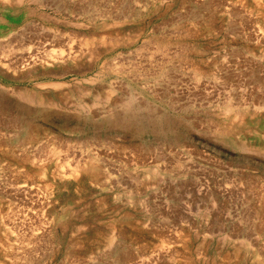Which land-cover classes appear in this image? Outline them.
<instances>
[{"label": "rangeland", "instance_id": "obj_1", "mask_svg": "<svg viewBox=\"0 0 264 264\" xmlns=\"http://www.w3.org/2000/svg\"><path fill=\"white\" fill-rule=\"evenodd\" d=\"M0 264H264V0H0Z\"/></svg>", "mask_w": 264, "mask_h": 264}, {"label": "bare ground", "instance_id": "obj_2", "mask_svg": "<svg viewBox=\"0 0 264 264\" xmlns=\"http://www.w3.org/2000/svg\"><path fill=\"white\" fill-rule=\"evenodd\" d=\"M68 54H71V53H69V52H67ZM67 54V56L66 57H68L69 55ZM73 54V53H72ZM65 55V54H64ZM75 55H77V54H75ZM62 57V56H61ZM29 58V57H28ZM64 59H65V57H63ZM21 94V93H20Z\"/></svg>", "mask_w": 264, "mask_h": 264}]
</instances>
